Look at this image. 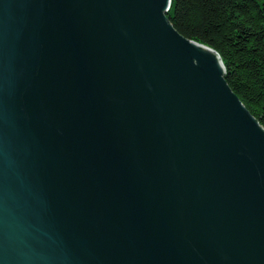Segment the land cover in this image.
I'll use <instances>...</instances> for the list:
<instances>
[{"label":"water","instance_id":"water-1","mask_svg":"<svg viewBox=\"0 0 264 264\" xmlns=\"http://www.w3.org/2000/svg\"><path fill=\"white\" fill-rule=\"evenodd\" d=\"M172 0H0V264H264V127Z\"/></svg>","mask_w":264,"mask_h":264},{"label":"trees","instance_id":"trees-1","mask_svg":"<svg viewBox=\"0 0 264 264\" xmlns=\"http://www.w3.org/2000/svg\"><path fill=\"white\" fill-rule=\"evenodd\" d=\"M167 17L217 51L227 83L264 127V0H172Z\"/></svg>","mask_w":264,"mask_h":264}]
</instances>
